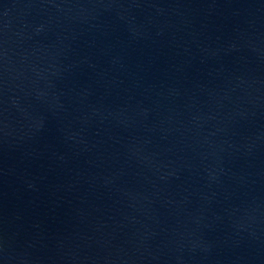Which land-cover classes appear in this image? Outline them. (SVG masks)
Segmentation results:
<instances>
[{"label": "water", "instance_id": "water-1", "mask_svg": "<svg viewBox=\"0 0 264 264\" xmlns=\"http://www.w3.org/2000/svg\"><path fill=\"white\" fill-rule=\"evenodd\" d=\"M0 264H264V0H0Z\"/></svg>", "mask_w": 264, "mask_h": 264}]
</instances>
